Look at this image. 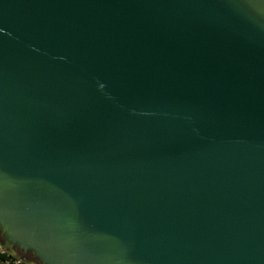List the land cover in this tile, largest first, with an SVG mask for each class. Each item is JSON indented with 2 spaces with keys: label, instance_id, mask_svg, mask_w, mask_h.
Returning <instances> with one entry per match:
<instances>
[{
  "label": "water",
  "instance_id": "1",
  "mask_svg": "<svg viewBox=\"0 0 264 264\" xmlns=\"http://www.w3.org/2000/svg\"><path fill=\"white\" fill-rule=\"evenodd\" d=\"M0 246L264 264V0H0Z\"/></svg>",
  "mask_w": 264,
  "mask_h": 264
},
{
  "label": "trees",
  "instance_id": "2",
  "mask_svg": "<svg viewBox=\"0 0 264 264\" xmlns=\"http://www.w3.org/2000/svg\"><path fill=\"white\" fill-rule=\"evenodd\" d=\"M0 264H30L17 253L7 251L0 246Z\"/></svg>",
  "mask_w": 264,
  "mask_h": 264
},
{
  "label": "rangeland",
  "instance_id": "3",
  "mask_svg": "<svg viewBox=\"0 0 264 264\" xmlns=\"http://www.w3.org/2000/svg\"><path fill=\"white\" fill-rule=\"evenodd\" d=\"M19 254H21L20 252H18ZM23 260H26L27 262H29L30 264H40L36 258L34 257V255L30 254L28 255H23Z\"/></svg>",
  "mask_w": 264,
  "mask_h": 264
},
{
  "label": "flooded vegetation",
  "instance_id": "4",
  "mask_svg": "<svg viewBox=\"0 0 264 264\" xmlns=\"http://www.w3.org/2000/svg\"><path fill=\"white\" fill-rule=\"evenodd\" d=\"M17 252H21L20 250L19 251H16L15 253H17ZM30 254H32V253H30V252H27V253H24L23 255H30ZM33 255V254H32Z\"/></svg>",
  "mask_w": 264,
  "mask_h": 264
}]
</instances>
